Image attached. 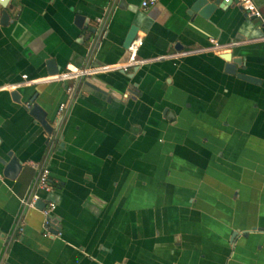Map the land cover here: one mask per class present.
I'll return each instance as SVG.
<instances>
[{"label": "crops", "instance_id": "0c3cea01", "mask_svg": "<svg viewBox=\"0 0 264 264\" xmlns=\"http://www.w3.org/2000/svg\"><path fill=\"white\" fill-rule=\"evenodd\" d=\"M141 1L0 7V264H264L262 20L236 4L203 19L196 0ZM252 1L264 21V0ZM132 26L144 64L27 83L126 61ZM226 54L241 61L235 74ZM32 98L50 135L29 114ZM9 155L22 166L13 180L3 176ZM33 195L55 204V234L22 205Z\"/></svg>", "mask_w": 264, "mask_h": 264}, {"label": "built area", "instance_id": "2783aa9c", "mask_svg": "<svg viewBox=\"0 0 264 264\" xmlns=\"http://www.w3.org/2000/svg\"><path fill=\"white\" fill-rule=\"evenodd\" d=\"M158 1L159 0H142L140 6L143 9H147L149 7L154 6ZM223 2L227 5L236 4L238 7H240V9L245 13V15L248 18L260 19L262 20V24L264 25L262 15L252 0H223ZM210 43L212 45L211 50L214 51L219 50L220 46L217 44L215 40H210ZM142 45H143V38L136 35V37L134 38V40L131 42V44L127 49V59L124 62L117 63L114 65H92L83 68L75 67L73 65H67L62 72L56 75L42 79L28 81L27 83L36 84L40 81L65 83V82L79 80L82 78L107 74L115 71L126 72L130 68L137 67L145 63L144 60H140L138 58V53ZM22 78L25 80L26 76H23ZM63 108L64 105H61L60 110H62ZM37 188L41 192L46 194L52 190V186L49 183V170L46 167H42L39 170ZM39 200L42 199L38 195H33L30 200H22L21 203L22 205H24L29 209H37L35 205ZM54 210H55V204L52 202H45L44 208L39 210L43 217V231L46 236L52 234L51 215Z\"/></svg>", "mask_w": 264, "mask_h": 264}, {"label": "water", "instance_id": "95a60500", "mask_svg": "<svg viewBox=\"0 0 264 264\" xmlns=\"http://www.w3.org/2000/svg\"><path fill=\"white\" fill-rule=\"evenodd\" d=\"M7 1L8 0H3V1L0 0V7L5 9ZM194 4H195V7L191 11L192 14H196L202 17L203 19H208L210 15L213 12H215L217 9H223L224 6H228L227 4L223 2V0L222 1L221 0H196ZM262 27H264L263 24H262ZM90 31L93 33H96V30L91 29ZM137 31L138 29L136 26L130 27L122 43V48L125 51H127L129 45L136 37ZM222 59L228 63L226 67V71L230 74H235L236 65L241 64V61L239 60L235 61L234 59H232V56L230 54L222 55ZM49 72L50 74H58L57 69L51 70ZM236 76L238 79H241L249 83L257 84L259 82L256 79L249 77L247 75H244V74H236ZM11 97L15 102H20V95L18 94L17 91H14L11 94ZM34 100L35 98L30 99L27 105L29 114L41 125L44 131L50 135L53 129L51 125L49 124V122L46 120V112L42 110L41 107L37 103H35ZM9 157H10V161L5 164V167L3 170V176L7 179L13 180L16 178L22 166L20 162L16 160L15 157H12L11 155H9ZM44 206H45V203L42 200H39L35 205V207L38 210L43 209ZM52 232L53 234H55L54 231Z\"/></svg>", "mask_w": 264, "mask_h": 264}]
</instances>
